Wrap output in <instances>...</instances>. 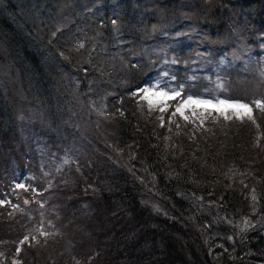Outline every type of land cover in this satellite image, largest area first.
<instances>
[{
    "label": "trees",
    "instance_id": "1",
    "mask_svg": "<svg viewBox=\"0 0 264 264\" xmlns=\"http://www.w3.org/2000/svg\"><path fill=\"white\" fill-rule=\"evenodd\" d=\"M161 75L264 101V0H0V264H264V111L149 110ZM37 146L71 160L45 218L16 187L48 168L19 158Z\"/></svg>",
    "mask_w": 264,
    "mask_h": 264
},
{
    "label": "rangeland",
    "instance_id": "2",
    "mask_svg": "<svg viewBox=\"0 0 264 264\" xmlns=\"http://www.w3.org/2000/svg\"><path fill=\"white\" fill-rule=\"evenodd\" d=\"M98 5H94L90 11H95V9L97 8ZM74 13H75V9L73 8V6L68 9L67 7H58L57 9V15H56V20L52 23V27L54 28V30L56 32L67 28L74 17ZM90 13V12H89ZM96 13V12H94ZM173 56H170L168 58H164L163 62L165 61H169L172 60ZM162 62V61H161ZM264 77V76H263ZM165 78L163 75L158 76L157 80L153 83H151L150 85L145 86L142 90L138 91V94L141 95L140 98V102L141 103H145V106L152 111L155 110H159L161 111H166L169 109H174L172 114L175 113V115H180L183 116L184 118H188L189 117V113L192 114L191 116H193L196 112L198 113H205V112H216L218 114L221 115H227V114H231L234 115L235 117H237V114H235L233 112L232 109L224 107L222 105L219 104V101L223 100L226 102V104H234V103H246V102H242V101H232V100H228L226 98H222L220 97V93H222V90H226V85L225 82L220 81V80H216L215 83L213 84L214 88H210L207 91H203V94H200L199 96H188L187 98H185L184 96H182V93L180 91H176V90H171V88H165ZM147 90V91H145ZM179 92L180 95L176 96L174 99H169L168 96L173 95L174 93ZM159 93H167V96H161L159 95ZM189 97L192 98V100H197V101H210L211 104L216 105V107H208L206 105L203 104H187L184 105L183 107H181V111L177 112L176 109L177 107L183 105L184 101L187 100ZM258 100H262L260 97L258 98ZM263 101V100H262ZM250 106L253 105L248 103ZM163 109V110H161ZM183 113V115L181 114ZM254 113V109L252 111V115ZM244 118H247L246 116ZM29 128V126H28ZM19 138H20V143H19V148L20 150L24 151V146H23V139H24V134L22 131H19ZM38 148H33L30 149V152H23L19 154V158H24V156L27 157V161L29 162L31 160V168L35 169V170H40L41 168H44L47 165V169L42 171V175H32L30 177V179L26 180L24 178V176H27L25 173H20L21 176H18L20 179L21 184H23L25 187H32L34 189V192L38 193L39 195L37 198L38 201V206H34L32 207V204L28 201L27 204H23V207H25V209L28 207V213L30 216L34 215L35 211H43V218L47 217V215L45 216V204L49 203V201L51 202L54 199V194L52 193V191L55 188L57 177L58 175L62 174V172L64 173V170H69L70 165H69V161H71L70 159H67L66 157L62 156L59 160H53L52 158H48L47 161H44L42 159H39L37 155H42V151L39 150L41 149L39 146H37ZM76 153V152H74ZM30 157V158H29ZM71 170V169H70ZM31 174L34 173L33 171H30ZM30 175V174H29ZM63 175H67V174H63ZM68 175H71V171L68 173ZM73 175V174H72ZM48 176V179L46 178ZM57 176V177H56ZM74 176V175H73ZM26 182H30V185L28 186V184H26ZM26 200V199H25ZM5 203V202H2ZM56 206V205H53ZM57 207V206H56ZM45 209V210H44ZM49 209L53 210V207ZM47 209V210H49ZM56 212L59 213V211L56 209L54 210ZM50 217V216H49ZM52 217V216H51ZM56 219L51 220L48 222V225L46 226L47 229H45V226L42 222L38 221L37 223H35V225L39 226V231L41 232V234H43L44 236H46V232L48 231V228L52 226L51 229L54 228V221ZM40 224V225H39Z\"/></svg>",
    "mask_w": 264,
    "mask_h": 264
},
{
    "label": "snow or ice",
    "instance_id": "3",
    "mask_svg": "<svg viewBox=\"0 0 264 264\" xmlns=\"http://www.w3.org/2000/svg\"><path fill=\"white\" fill-rule=\"evenodd\" d=\"M80 47H83V45L81 44ZM145 91H147V90H145ZM159 95L167 96L168 94L167 93H159ZM179 95H180V93L176 92L173 95L168 96V98L174 99L176 96H179ZM252 103H253L255 108L260 109L261 111H264V101L256 100V101H253ZM187 104H203V105H206L208 107H214V108L216 107V105L211 104L210 101H197V100H192V98L189 97L187 100L184 101L183 105L177 107L176 111L180 112L181 107H183L184 105H187ZM219 104L224 106V107L232 109L233 112L235 114H237L238 119L242 120L246 116L248 120L252 121L253 124H256V120H255L254 116L252 115L253 108L248 103L226 104L225 101L221 100V101H219ZM161 110H163V109H161ZM181 114L183 115V113H181ZM173 115H175V113H173ZM230 118H231L230 116L225 115V119H230ZM16 187L17 188H24L25 191H27V189L25 188V186L23 184H17ZM253 192H254V190H253ZM252 199L253 200L256 199L255 195H253ZM0 203H2V201H0ZM24 203L27 204L28 201L25 200ZM27 239H28V237H25L24 240L21 241V243H24L25 241H27ZM33 239H35V237H33ZM13 264H16V262L14 261Z\"/></svg>",
    "mask_w": 264,
    "mask_h": 264
}]
</instances>
